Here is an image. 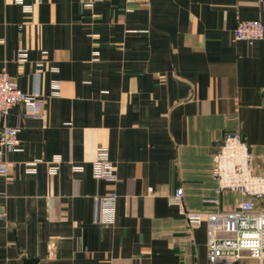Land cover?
<instances>
[{"label":"crops","instance_id":"obj_1","mask_svg":"<svg viewBox=\"0 0 264 264\" xmlns=\"http://www.w3.org/2000/svg\"><path fill=\"white\" fill-rule=\"evenodd\" d=\"M253 19L264 0H0V69L43 112L18 104L0 119L18 127L2 156L0 264H206L205 225L171 199L181 188L185 211L236 208L211 175L228 132L264 176V37L234 38ZM99 149L116 182L95 178ZM111 192L113 219L96 222Z\"/></svg>","mask_w":264,"mask_h":264},{"label":"built area","instance_id":"obj_2","mask_svg":"<svg viewBox=\"0 0 264 264\" xmlns=\"http://www.w3.org/2000/svg\"><path fill=\"white\" fill-rule=\"evenodd\" d=\"M21 2V0H16ZM100 0H88L89 5ZM262 0H257L261 2ZM264 37V20H242L234 29L237 41L253 42ZM21 104L24 115L42 118V101L38 93L26 94L20 91L10 80L4 68L0 69V119L13 106ZM18 127L0 125V174H6L8 165L2 161L3 152L16 150ZM59 157L51 161L49 173L58 171ZM37 163L25 165L26 172L33 173ZM81 168H76L80 170ZM252 155L238 132L224 135L218 152L213 156L212 179L216 183L215 195L225 192L236 193L241 197L234 210L215 212L185 211L182 205L183 192L176 189L171 202L180 207V213L189 227L197 228L205 225L206 229V264H217L221 260L234 261L241 258L243 251L250 258L264 264V176L254 175ZM95 178L107 182H116L113 164L105 149H99L93 162ZM116 195L111 192L105 197L96 198L95 221L108 223L113 219ZM217 203V200H207ZM101 212H106L103 221ZM5 213L0 205V222Z\"/></svg>","mask_w":264,"mask_h":264}]
</instances>
